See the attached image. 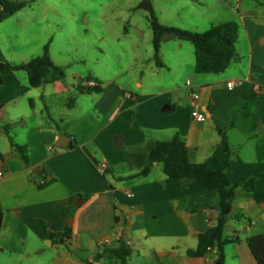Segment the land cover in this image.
<instances>
[{
  "label": "crops",
  "instance_id": "1",
  "mask_svg": "<svg viewBox=\"0 0 264 264\" xmlns=\"http://www.w3.org/2000/svg\"><path fill=\"white\" fill-rule=\"evenodd\" d=\"M176 1L179 9L170 20L157 13L162 23L199 31L226 21L238 23V58L225 71L197 73L194 44L172 34L161 45L164 66H157L149 21L153 49L146 42L144 54L136 42L138 68H118L124 76L114 68L111 74L95 72L84 78L74 69L62 80L33 87L27 72L3 73L0 264H89L90 256L118 247L120 240L132 250L125 264H215L216 251L198 257L188 251L198 247L209 221L217 222V192L194 177L180 182L166 176L159 162L146 176H129L143 169L158 140L175 134L192 150L193 162L214 156L224 161L218 127L228 138L233 181L257 178L251 191L241 186L236 190L224 235L239 240L225 246L226 264H257L248 240L264 233V201L252 196L253 190H264V0ZM25 8L13 15L18 31L0 29V62L24 64L48 46L53 61L69 68L56 60L45 37L33 47L22 46L21 32L48 13H26L23 22L18 14ZM128 34L135 42L133 33ZM138 34L145 40L143 32ZM94 79L102 82L101 93H79L80 85L96 84ZM246 95L250 98L242 110ZM72 96L77 99L70 107ZM196 108L206 114L205 121L194 119ZM5 126L16 142L28 147L29 163L11 146ZM62 133L71 139L66 147L57 146ZM43 179L46 183L40 186ZM72 197L75 211L65 218L61 211ZM205 202L210 205L203 206ZM67 225L72 233L65 242L45 236L46 229L61 232ZM101 258L105 264H122L105 254Z\"/></svg>",
  "mask_w": 264,
  "mask_h": 264
},
{
  "label": "trees",
  "instance_id": "2",
  "mask_svg": "<svg viewBox=\"0 0 264 264\" xmlns=\"http://www.w3.org/2000/svg\"><path fill=\"white\" fill-rule=\"evenodd\" d=\"M27 1L21 0H0V21H3L15 13L25 8ZM136 8L144 9L148 12L149 21L154 32V59L157 66H164L160 58L161 45L167 34H172L178 39L186 40L194 44L195 47V69L197 73H220L225 71L230 64L238 58L236 42L238 40L239 25L236 21H226L219 24H213L203 31L184 29L176 26L166 25L160 21L155 10L153 0H141ZM8 70H24L29 77V83L33 87H39L56 80H62L66 77L64 66L55 63L48 52L46 46L45 52L31 59L24 64H13L9 61L0 62V85L3 82V73ZM93 80V79H91ZM96 80V84L80 85L79 93H101L103 91L102 82ZM249 95L245 96V103L242 107L244 110L248 104ZM33 104V101H31ZM76 97H70L68 105L74 106ZM3 106L0 104V112ZM261 115H256L259 119ZM223 137L226 150V159L220 161L216 156L207 159L204 162L196 163L192 161V150L178 134L164 140H158L156 145L149 153L147 164L141 171L129 176V178L148 175L156 163L163 164V170L166 176L178 179L180 182L188 180L190 177L196 178L198 182L210 190H215L218 194L217 207L220 211L215 225H211L204 233L199 235V244L195 249H190L188 253L191 256H204L216 249L215 264H226L224 248L226 245L237 242L238 237H225L224 227L232 211V203L236 198V190L243 187L251 191L255 187L256 177L243 179L234 182L229 172L230 147L228 138L223 129L218 127ZM4 133L8 136L10 144L22 156L26 163H29L28 147L15 141L10 134L8 126L3 128ZM45 184V183H44ZM41 184L40 186H43ZM252 196L256 201H264V190H253ZM84 199L88 195H83ZM75 197L71 198V205L62 209L61 213L66 218L72 216L75 211ZM210 205L205 202L203 206ZM4 210L0 203V234L2 229ZM241 216H238L239 218ZM71 227L65 226L61 232H51L45 230V236L53 242H65L71 235ZM252 254L257 264H264V233L251 236L248 240ZM107 255L114 258L122 264L132 254L131 248L125 241L120 240V245L116 248L104 250V253L97 254L96 257Z\"/></svg>",
  "mask_w": 264,
  "mask_h": 264
},
{
  "label": "rangeland",
  "instance_id": "3",
  "mask_svg": "<svg viewBox=\"0 0 264 264\" xmlns=\"http://www.w3.org/2000/svg\"><path fill=\"white\" fill-rule=\"evenodd\" d=\"M28 1L30 7H26L21 14H18L23 22V15L26 13L30 15L32 11L35 14L47 11L48 13L41 16L42 18L34 28L27 27L23 33L21 32L22 46L33 47L40 37H45L43 40L51 46V53L56 60L70 66L66 69L67 73L74 69L81 70L83 77L87 78L89 74H95V72L102 75L111 74L115 68L116 73L124 76L125 74L119 72V70L125 71L122 68L131 64L135 66L131 68V72L138 68L136 64L140 56L134 52L136 42L142 45L141 51L144 54L148 50L146 42L149 48L153 49L148 13L136 8L140 0ZM218 4L219 2L216 6ZM48 6L52 8L47 10ZM154 6L164 21L170 20L176 9H179V3L176 0H155ZM16 19L17 16H11L3 20L0 23V29L2 28L5 33L10 31L15 33L18 31ZM47 19H50L49 23L46 22ZM128 32L133 33L131 37L135 38V42L130 40ZM141 32L144 33L145 40H142V35L138 34ZM51 34H54V37H50ZM146 37H148L147 41ZM20 39L15 42H20ZM189 45L192 46L191 43ZM101 48L105 52H102ZM39 52L42 55L45 50ZM20 71L26 73L24 70ZM80 103L84 108L88 105L86 101ZM56 148L58 149L57 146Z\"/></svg>",
  "mask_w": 264,
  "mask_h": 264
},
{
  "label": "built area",
  "instance_id": "4",
  "mask_svg": "<svg viewBox=\"0 0 264 264\" xmlns=\"http://www.w3.org/2000/svg\"><path fill=\"white\" fill-rule=\"evenodd\" d=\"M91 84H94V83H91ZM228 86L229 87H231L232 86V81L231 82H229L228 83ZM195 98L197 99V98H199V95H195ZM192 116L194 117V119L195 120H197V121H200V122H202V121H205L206 120V114L205 113H203V112H201L199 109H194L193 111H192ZM103 168L105 169L106 168V165L105 164H103ZM4 174V171L2 170V169H0V177L2 176ZM44 183H46V181L43 179L42 181H41V184H44ZM209 224L210 225H213L214 224V221L213 220H210L209 221ZM212 251H216V249H211ZM88 263L89 264H105L104 263V260L100 257H96V256H90L89 258H88Z\"/></svg>",
  "mask_w": 264,
  "mask_h": 264
},
{
  "label": "water",
  "instance_id": "5",
  "mask_svg": "<svg viewBox=\"0 0 264 264\" xmlns=\"http://www.w3.org/2000/svg\"><path fill=\"white\" fill-rule=\"evenodd\" d=\"M70 141H71L70 137L67 134L62 133L58 137L57 146L66 147L70 143ZM69 223L71 224L70 221Z\"/></svg>",
  "mask_w": 264,
  "mask_h": 264
}]
</instances>
